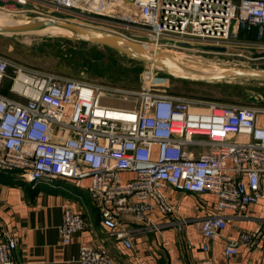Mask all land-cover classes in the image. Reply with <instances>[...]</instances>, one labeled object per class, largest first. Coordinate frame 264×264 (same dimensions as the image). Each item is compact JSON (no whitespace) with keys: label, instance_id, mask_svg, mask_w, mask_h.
<instances>
[{"label":"built area","instance_id":"1","mask_svg":"<svg viewBox=\"0 0 264 264\" xmlns=\"http://www.w3.org/2000/svg\"><path fill=\"white\" fill-rule=\"evenodd\" d=\"M29 0H15L25 5ZM31 1V0H30ZM47 10L89 20L128 36L130 27L151 45L201 39L230 43L240 30L264 36V0H32ZM103 21V22H102ZM106 21V22H104ZM0 172L18 170L24 180L85 178L102 224L132 248L139 230L159 231L158 212H176L175 192L215 195L213 211L196 221L202 237L196 264H214L210 243L225 225L259 203L264 176V108L165 94L149 88L119 89L41 71L0 54ZM115 98L128 103H102ZM133 177L124 179L123 172ZM186 220L179 221V228ZM86 223L66 205L60 241L72 242ZM256 234L225 238L223 255H237ZM16 239L0 229V264H16ZM75 264H117L108 251L80 245Z\"/></svg>","mask_w":264,"mask_h":264},{"label":"crops","instance_id":"2","mask_svg":"<svg viewBox=\"0 0 264 264\" xmlns=\"http://www.w3.org/2000/svg\"><path fill=\"white\" fill-rule=\"evenodd\" d=\"M242 31L240 42H258L264 47V36L258 40L255 31ZM0 91L8 93L7 86ZM122 176L126 179L134 174L126 171ZM88 183V178L80 185L64 178L31 182L24 180L18 170L0 172V229L17 241L16 264H75L71 258L77 255L83 243L106 249L117 264H196L202 254V237L196 221L213 211L214 194L175 192L174 214H150L151 220L161 225L159 231L139 230L141 226L133 217L124 218L125 223L138 229L132 235L133 247L126 248L102 224L87 191ZM260 186L259 203L250 206L243 215L232 218L220 237L210 243L209 254L214 264H264V176ZM66 205L80 211L86 223L68 244L60 241L58 233L62 209ZM182 219L186 222L180 229ZM244 232L256 234L253 243L241 244L237 255L225 257L224 239H237Z\"/></svg>","mask_w":264,"mask_h":264},{"label":"rangeland","instance_id":"3","mask_svg":"<svg viewBox=\"0 0 264 264\" xmlns=\"http://www.w3.org/2000/svg\"><path fill=\"white\" fill-rule=\"evenodd\" d=\"M7 1V5L0 7V12L7 14L12 20L22 22L36 16L50 15L51 12L32 0L26 2L23 7H17L15 0ZM91 19L74 18L70 20L104 30L113 29L105 25H95L89 21ZM126 32L129 38L138 40L142 45L150 46L151 49L154 48V51L174 54L178 52L181 54V60L183 59L188 66L190 63L189 67L195 69L214 65L222 68L232 66L264 68V47L258 42H240L243 38L242 30L237 36H232L230 43L214 44L201 39H190L184 44L173 42L168 46H154L147 43L150 41L145 39V33L136 28L130 27ZM212 47H224V50ZM0 54L41 71L53 72L89 83L119 89L149 88L158 93L264 108V81L239 78L220 81L175 79L114 49L83 41L69 34L39 31L11 36L0 35ZM6 83L7 81L0 87V90L5 88ZM102 103L117 107L128 105L115 98L102 99Z\"/></svg>","mask_w":264,"mask_h":264},{"label":"water","instance_id":"4","mask_svg":"<svg viewBox=\"0 0 264 264\" xmlns=\"http://www.w3.org/2000/svg\"><path fill=\"white\" fill-rule=\"evenodd\" d=\"M7 0H0V7L7 5ZM17 7H23L15 2ZM46 28H60L71 31L73 36L123 53L137 59L146 66L162 72L172 78L189 81H220L233 78L264 81V68L225 67L222 72L204 74L199 70L189 67L183 61L173 60L163 53L146 51L144 46L133 38L115 33L102 28L76 23L70 20L69 15L52 12L50 15L36 16L27 23L8 24L0 26V35L11 36L30 32H39ZM95 31V32H93ZM224 50V47H212Z\"/></svg>","mask_w":264,"mask_h":264},{"label":"bare ground","instance_id":"5","mask_svg":"<svg viewBox=\"0 0 264 264\" xmlns=\"http://www.w3.org/2000/svg\"><path fill=\"white\" fill-rule=\"evenodd\" d=\"M29 21L25 20V21H18V20H12V18H9L7 14L5 13H1L0 12V26L2 25H8V24H20V23H27ZM41 32L43 33H63V34H69L70 36H73V33L71 31L68 30H64V29H60V28H46L44 30H41ZM95 32V31H93ZM144 49L146 51L152 52L154 53L155 51L153 49L150 48V46L147 47V45H143ZM158 52V51H157ZM163 54H165L166 56H168L169 58L173 59V60H178V61H183V59L181 60V54H179L178 52L176 54L172 53V52H166L163 51ZM184 57V56H183ZM192 59V57H191ZM185 60V59H184ZM192 61V60H191ZM196 62V61H195ZM194 63H192L193 65ZM203 64V63H202ZM190 66V63H189ZM215 66V65H214ZM214 66H203V67H198L197 70H199L201 73L204 74H212L215 72H222L225 71L226 68H222V67H214Z\"/></svg>","mask_w":264,"mask_h":264},{"label":"trees","instance_id":"6","mask_svg":"<svg viewBox=\"0 0 264 264\" xmlns=\"http://www.w3.org/2000/svg\"><path fill=\"white\" fill-rule=\"evenodd\" d=\"M7 84L5 85V88H6Z\"/></svg>","mask_w":264,"mask_h":264}]
</instances>
